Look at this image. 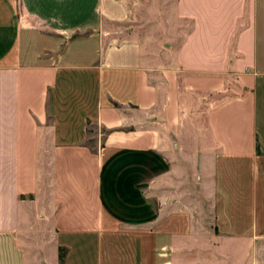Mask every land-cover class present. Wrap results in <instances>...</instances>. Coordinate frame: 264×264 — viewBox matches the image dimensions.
I'll use <instances>...</instances> for the list:
<instances>
[{"label":"crops","instance_id":"0c3cea01","mask_svg":"<svg viewBox=\"0 0 264 264\" xmlns=\"http://www.w3.org/2000/svg\"><path fill=\"white\" fill-rule=\"evenodd\" d=\"M0 264H264V0H0Z\"/></svg>","mask_w":264,"mask_h":264},{"label":"rangeland","instance_id":"374dc122","mask_svg":"<svg viewBox=\"0 0 264 264\" xmlns=\"http://www.w3.org/2000/svg\"><path fill=\"white\" fill-rule=\"evenodd\" d=\"M91 125H89V127H90ZM86 131H87V134L91 137L92 136V133H93V130L92 129H90V128H88V129H86ZM103 132V131H102ZM92 143V141L90 140V144Z\"/></svg>","mask_w":264,"mask_h":264}]
</instances>
